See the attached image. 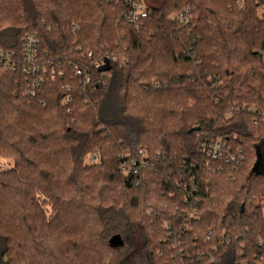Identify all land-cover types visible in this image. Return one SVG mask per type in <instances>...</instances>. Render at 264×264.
I'll list each match as a JSON object with an SVG mask.
<instances>
[{
  "label": "trees",
  "instance_id": "trees-1",
  "mask_svg": "<svg viewBox=\"0 0 264 264\" xmlns=\"http://www.w3.org/2000/svg\"><path fill=\"white\" fill-rule=\"evenodd\" d=\"M244 2L155 0L136 29L124 18L130 0H0V49L22 62L23 38L38 34L49 71L33 97L22 65L0 66V158L14 160L0 167V264H174L213 252L226 233L231 246L214 261L186 264H236L241 244L258 255L264 0ZM187 8L188 22L171 18ZM210 136L243 151L237 172L210 173L201 154ZM142 150L149 167L125 176L120 156ZM194 210L201 219L182 235ZM168 223L183 252L167 244ZM71 224L77 231L65 232ZM55 234L66 238L59 250ZM115 235L123 247H110Z\"/></svg>",
  "mask_w": 264,
  "mask_h": 264
},
{
  "label": "built area",
  "instance_id": "built-area-1",
  "mask_svg": "<svg viewBox=\"0 0 264 264\" xmlns=\"http://www.w3.org/2000/svg\"><path fill=\"white\" fill-rule=\"evenodd\" d=\"M239 6L244 5V0H236ZM131 8L128 13L125 14L124 18H126L131 25H133L136 29L142 24V20L147 17L148 10L145 0H130ZM263 9H260L262 12ZM189 8L183 10L180 13L174 14L171 18H175L179 21L188 22L189 21ZM40 39L38 34H27L22 40V62H20V58L17 56L15 52L9 51L6 52L0 49V66H8L13 69L23 66L22 70L31 80L28 88V95L36 96L37 93H42V83L44 80V76L49 74V71L42 66L41 58H40ZM80 49V48H79ZM105 59L111 60L113 59L111 56L107 55ZM114 61H117L113 59ZM112 61V60H111ZM105 65V60L100 59L95 63V67L100 69ZM78 71H75L74 74L77 75ZM52 77H56V73L54 71L51 72ZM59 76L63 75V72H59ZM108 75V72H104L103 77ZM100 84V82L96 85V87ZM85 85L89 88H92L94 85L91 83V78L87 77L85 80ZM221 87V85L219 86ZM72 100L70 95L65 96V102L68 104ZM44 105V103H43ZM255 112V111H254ZM262 121H264V111L261 113ZM259 119L254 120V126L259 125ZM201 154L204 156L205 161L207 162V168L211 174L215 175L217 173H224L229 168L228 173L232 174L237 172L242 164L244 163V154L242 150L235 151L230 144L227 143L225 139L222 137H205L201 144ZM141 158L138 159L136 157H131L130 152H125L120 156V160L122 161L121 167L122 172L125 176L134 174L138 175L140 171L143 169H147L150 165L148 161L145 160L146 152L144 150L139 151L136 155ZM90 164H96L100 161V153L98 151L94 152L89 157ZM233 177V176H231ZM191 183H195V178ZM195 186V184H194ZM177 187L183 188L187 191L189 188L188 185H184L179 182ZM193 195L197 194V187H194L192 190ZM201 219L200 214L194 210L190 214H188L187 222L181 226L180 232L182 235L185 234L188 230L192 229L194 223ZM166 242L172 249H181L183 252L186 250L185 240L179 238L174 232V227L172 224L168 223L166 225ZM213 236L212 231H208V240ZM233 238L229 234H224L219 236L217 240V245L213 247V252H196L193 255L188 254L186 260L189 259H200L206 257L210 259V261H214L217 254H219L221 247L226 245L228 247L231 246ZM258 245L260 247V251L258 255L251 257V253H249L248 247L241 244V248L238 251L237 257L239 261H236V264H251L250 259H253L255 263L253 264H264V238L260 237L258 241ZM184 249V250H183ZM186 260L183 258L176 259L174 264H186ZM249 260V261H248Z\"/></svg>",
  "mask_w": 264,
  "mask_h": 264
},
{
  "label": "rangeland",
  "instance_id": "rangeland-1",
  "mask_svg": "<svg viewBox=\"0 0 264 264\" xmlns=\"http://www.w3.org/2000/svg\"><path fill=\"white\" fill-rule=\"evenodd\" d=\"M155 0H145L146 4H152ZM88 163H90L89 159L87 161ZM14 164V160L9 158V157H2L0 158V167H1V170L3 171H7V170H10L12 168ZM92 164V163H91ZM264 165V164H262ZM262 204H263V216H264V197L262 198ZM76 220V219H75ZM77 222V220H76ZM78 223V222H77ZM75 224H71L70 225V228L67 229L65 232H71V233H74L77 231V229H74ZM77 225V224H76ZM75 234L74 235H71L69 236V239L73 240ZM62 239H66L65 237H60L58 236L57 234H55V245H56V250H59L58 249V244H60L62 242ZM73 252V250H71ZM68 254V253H67Z\"/></svg>",
  "mask_w": 264,
  "mask_h": 264
},
{
  "label": "water",
  "instance_id": "water-1",
  "mask_svg": "<svg viewBox=\"0 0 264 264\" xmlns=\"http://www.w3.org/2000/svg\"><path fill=\"white\" fill-rule=\"evenodd\" d=\"M108 69H109V67H108L107 65H104V66H102V67L100 68V71H101V72H105V71H107ZM195 130L198 131L199 129L196 128ZM109 245H110V247H112V248H120V247H123L124 242H123L121 236H119V235H115V236H113V237L110 239V241H109Z\"/></svg>",
  "mask_w": 264,
  "mask_h": 264
}]
</instances>
